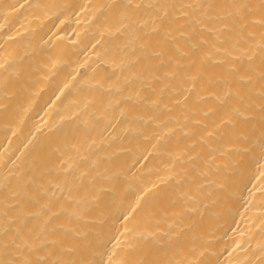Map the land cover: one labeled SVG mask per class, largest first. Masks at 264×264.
<instances>
[{
    "label": "bare ground",
    "instance_id": "6f19581e",
    "mask_svg": "<svg viewBox=\"0 0 264 264\" xmlns=\"http://www.w3.org/2000/svg\"><path fill=\"white\" fill-rule=\"evenodd\" d=\"M0 264H264V0H0Z\"/></svg>",
    "mask_w": 264,
    "mask_h": 264
}]
</instances>
